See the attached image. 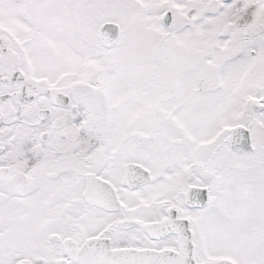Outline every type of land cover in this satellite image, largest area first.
I'll list each match as a JSON object with an SVG mask.
<instances>
[{
    "label": "snow or ice",
    "instance_id": "snow-or-ice-1",
    "mask_svg": "<svg viewBox=\"0 0 264 264\" xmlns=\"http://www.w3.org/2000/svg\"><path fill=\"white\" fill-rule=\"evenodd\" d=\"M0 264H264V0H0Z\"/></svg>",
    "mask_w": 264,
    "mask_h": 264
}]
</instances>
